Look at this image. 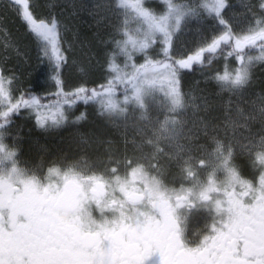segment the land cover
<instances>
[{"label": "trees", "instance_id": "16d2710c", "mask_svg": "<svg viewBox=\"0 0 264 264\" xmlns=\"http://www.w3.org/2000/svg\"><path fill=\"white\" fill-rule=\"evenodd\" d=\"M100 1L109 11L100 16L99 19L101 20L106 17L115 19L114 11L126 7L119 0ZM170 1L172 3L183 2V7L186 10L183 15L188 14L187 17L194 19L198 25L194 36L195 43L190 50L183 51L182 57H174L168 52L165 55V50L160 49V42H152L150 49H143L131 57V70L126 68V71L113 73L111 76L109 66L113 61L112 54L116 49V41L121 38L120 33H123L121 30L125 26V24L120 23L122 17L120 19L118 17V24L116 26L115 19L114 28H111L106 22L99 29L82 24L84 26L80 33L84 35L81 36L76 45V49L79 50V45L82 52V55L79 52L76 53L77 66L80 72L75 74L73 79L68 77L67 86L64 90L58 89L56 92H51V85L47 80L51 70L45 65L46 61L42 62L41 59L37 58L38 68L31 66L26 68L24 66V69L18 70L19 76L30 78L31 83L23 82V85L26 84L30 87L27 89L19 88L16 92L18 97L16 101L22 102L35 97L39 104L52 103L68 109V126L56 133L55 131L43 133L31 130L29 126L24 128L26 132L23 131V137L29 138L31 141L32 139L36 141L38 138L37 146L42 148V152L37 154L33 144L24 146L25 141L20 138L21 143H23L22 149L23 151L25 149L27 154L24 156L26 160L31 161V159L36 158L39 160L47 158L61 160L67 158L70 165H77L79 156L91 159L97 164L102 163L108 157L116 161L130 158L133 165L141 169H149L156 175H161L163 180L172 187L178 184L186 185L187 183L180 181L178 176L182 175L183 168H186L184 172L188 170L194 172L199 161L206 164L203 169L209 173L213 172L210 169L213 164L211 156L214 152L216 138L226 142L227 148L234 152L232 164L235 166L249 165L250 162L254 161L253 148H250L248 143V138L252 136L246 138L238 120H242V124L245 122L241 115L236 113V110L253 102L257 97L260 98L258 102H263L260 100L264 96V50H262L264 49V41L258 40L254 45H247L242 51L236 49L235 41L237 38L249 34L250 29H258L260 26H264V9L260 7L264 0H224L225 7L220 9L219 15L215 11L218 0H211V2L201 0L199 4L191 2V0ZM131 3L134 6L138 4L136 0H132ZM145 6L148 9L155 7V11L158 12L164 5L161 0H153L145 2V5L141 6L142 9ZM148 14L156 19L149 11ZM2 15L4 16H1V19L8 18V15ZM221 19L224 20L223 25L219 23ZM159 20L157 19V21ZM192 21L188 24L189 27H191ZM225 34H227L226 40L220 43L215 52L205 51L201 60L192 64L191 70L179 69L177 62L187 59L189 55H192V50L200 45L204 47L203 49H207L213 40H217ZM26 43H28L31 52L33 47L30 42ZM84 56L86 57L84 58ZM248 59H250V65L245 84L233 87L218 79L222 75L234 76L236 70ZM32 61L35 63L34 58L30 57L28 62L32 64ZM163 64L175 67L181 94H192L198 97L193 101L183 98L182 100L186 103L184 102L180 108L176 109H173L170 98L149 97L143 99L142 107L139 104L118 106L119 113L114 116H109L106 107L99 104L104 94L112 93L117 98L116 100H121V96L132 90L133 86L129 81L136 74L137 69H140L139 74H137V82L144 79L147 84L154 83L152 88L155 89L153 91L155 94L168 93L169 84L167 81L171 77L168 70L163 68ZM48 70H50L49 73ZM62 72L65 73V76H71L68 74H72V69L69 70L68 68ZM61 74L54 73V77L61 76ZM159 74L161 76H158ZM37 76L43 77V79L38 81ZM110 81L112 82V90L106 93L105 89ZM81 87L85 89L84 95L88 97L91 96L93 90L102 95L87 100L77 99L73 96L70 97L71 103L66 102L64 95H57V92H74ZM190 102L196 103L194 105L196 106L194 117L200 120L198 128L202 126L200 129H196L197 135H191L195 139L191 144L187 141L191 132L186 131L189 124L188 119L194 118L189 110L191 108ZM201 103L203 104L201 105ZM16 117L22 120L21 114L16 115ZM13 118V114L5 118L0 115V123H8ZM255 120L261 121L260 123L263 122L261 133H264V115L261 119L255 118ZM75 128H78L75 131L79 135L78 139L83 140V148H78L77 143L64 145L65 143L61 142L60 144L58 142L57 139L65 141L64 137L72 133ZM67 132L69 134H66ZM254 132L255 130H253ZM55 135L56 137H54ZM96 138L101 143H97ZM71 139L73 138H68V140ZM123 143H127V146ZM88 144H93L94 147L85 148V145ZM122 144L127 149L126 153L120 148ZM104 147H107L108 151L110 150L107 153L108 157L104 153ZM179 148L183 151L180 152ZM47 151L51 153L47 154ZM197 170L200 169L197 168Z\"/></svg>", "mask_w": 264, "mask_h": 264}, {"label": "snow or ice", "instance_id": "6c2138e0", "mask_svg": "<svg viewBox=\"0 0 264 264\" xmlns=\"http://www.w3.org/2000/svg\"><path fill=\"white\" fill-rule=\"evenodd\" d=\"M223 7L224 0H218L215 5L217 15ZM260 7L264 9V2ZM27 9L25 3L23 20L36 37L51 45L59 66L57 22L54 19L50 24L37 21ZM170 11L174 23L179 25L182 13L171 8ZM143 15L150 31L145 33L144 39L133 41V45L141 50L148 48L153 33L157 31L163 33L167 44L171 40L168 24L171 17L157 21L147 12ZM219 23L223 25L224 20ZM226 38L227 34L222 35L207 49L202 48L194 56L178 61L179 69L191 70L192 64L200 61L205 51L215 52ZM258 40L264 41V26L250 29L249 34L237 38L235 47L242 51ZM163 68L171 77L167 81L171 105L173 109L180 108L182 98L176 69L169 64H163ZM139 72L137 69L129 82L134 89L131 99L142 107L145 88L143 80L137 82ZM53 79L59 88V76ZM218 79L233 87L241 86L248 79V67L242 64L234 76L222 75ZM111 85L110 81L106 93L111 92ZM84 93L85 89L81 87L74 92H57V95H64L69 103L73 96L87 100L102 95L95 90L90 97ZM29 105L40 107L35 97L18 102L15 107ZM104 106L110 111L118 109L112 100ZM12 111L14 108L9 109V113ZM62 121L63 113H60V118L54 119L53 124ZM37 125L44 126L40 116H37ZM139 175L145 182L144 189H129L127 183H122L123 199H112L110 205L93 177L66 174L62 183L42 185L35 177H23L19 173L0 175V264H146L153 254H158L159 264H264V179L257 191L229 171L232 183H239L244 191L227 193L224 208L221 201L215 202L220 222L214 224L213 235L205 237L197 247H189L182 239L176 213L177 208L186 204V198L166 199L155 181ZM211 191L210 181L209 187L199 193V198L209 201ZM93 203L102 214L105 208H110L114 218L109 220L102 216L99 221L93 218L90 211Z\"/></svg>", "mask_w": 264, "mask_h": 264}, {"label": "rangeland", "instance_id": "374dc122", "mask_svg": "<svg viewBox=\"0 0 264 264\" xmlns=\"http://www.w3.org/2000/svg\"><path fill=\"white\" fill-rule=\"evenodd\" d=\"M136 1L138 2V4L135 6L134 4L130 3L129 0L128 3H126V7L124 9L121 8L119 10L114 11L116 26L118 24V17L119 19L120 17H122L120 23L125 24V26L121 30L123 31V33L122 34L120 33L121 38L119 41H116V49L112 54L113 61L111 63V66L113 67L109 66V69L111 70L109 73L111 74V76L113 73L116 74V73H120L121 71H126V68L128 70L132 69V65L130 62L131 57H133L136 53L141 51V49H139L138 46H134L132 42L144 39L145 33H148L150 31L148 21L145 19L143 15L144 12L148 13L149 11L153 16H155L156 18L155 20L164 17H171L168 21V24L170 25L169 31L171 35V40L166 44L163 37V33L157 31L153 33L152 40L149 41V46L148 48H146V50L151 48L152 42L159 41L160 49L162 48L165 50V48H167V52L169 54H172V56L182 57L183 51L190 50L195 43L194 36H195V30L198 27V25L197 22L194 21V19L187 17L188 14L186 16L183 15V12L186 11L185 8L183 7L184 5L183 2L178 1L172 3V1L170 0L169 1L161 0L164 6L162 9H160L157 12L155 11V7L149 9L146 6L144 9H142L141 7L142 5H145V2L153 1V0H136ZM207 1L211 2V0H207ZM191 2H197L196 4H199L201 0H191ZM25 3H27L28 5L27 10L31 12V14L36 20H44L46 23L49 24L52 22L53 19L57 22V31L59 32V34L57 33V41L60 50L59 55L61 57L59 66H57L56 55L52 53L53 51L51 52L52 50L51 45L36 37L35 34L30 31L26 21L24 20L22 21L23 19L22 13L24 11ZM170 8L178 11L179 13H182L179 25H176L174 23V17L171 16ZM108 12L109 11L107 10L106 7L102 5L100 0H0V115L4 116L3 114L7 112V109H9L10 105H15L16 100H14V98L16 97V92L18 91L19 88L29 87V85L26 84L23 85V82L31 83L30 78H26V77L22 78L21 76H19L18 70L24 69L25 67L30 68V66L32 68H38L37 66L38 63L36 62L37 58L41 59L42 62L44 61L49 62V65L53 68L55 67L56 69L60 68L61 66H64V70L68 68L69 70L72 69V74L69 73L68 75L71 76L68 77L69 78L71 77L70 79H73L74 75L80 72L77 66L78 62H77L76 53L79 52L82 55V52L80 51L81 47L79 45H78L79 50L76 49V45L78 44L81 36L84 35L80 33L83 30L82 27L86 24L89 27L93 26L94 28L97 27L96 29H99L102 26V24L106 22L109 24V26H111V28H114V23H115L114 18L108 19V17H106L103 20L99 19L100 16L105 15ZM2 14L8 15V18L1 19V16L2 17L4 16ZM191 21H192L190 25L191 27H189L188 24H190ZM29 35H32L33 37L32 36L31 37L34 38L35 40L30 38ZM189 36H191L192 38L190 39ZM26 42H30L31 46L33 47L31 49V52H30V47ZM200 48H204V47H202V45L196 47L194 50L191 51L192 55L194 56ZM30 57L34 58L35 63H33V61L32 64L28 62V59ZM85 57L86 56H84V58ZM249 60L250 59L246 60V62L244 63L247 65L248 69L250 65ZM158 76H161V74H159ZM112 78L114 80V77ZM42 79L43 77L41 78L40 76H37L38 81H41ZM142 80L144 81L142 86L145 88V92L142 99H146L151 95H157L153 92L155 90L152 88V85L154 83L147 84L146 80L144 79ZM157 81L158 80L156 79V82ZM133 90L134 89L132 88V90H129L128 93H125V96L120 97L122 98L121 100H116L117 98L112 93L105 94L104 96L107 98L103 96L104 98L103 97L101 98L102 100L100 101L99 104L101 106H104L109 100H112L119 107L137 105V103L131 99ZM163 95L168 97L167 93H163ZM188 95L190 96V98L193 99H196L198 97L192 94H188ZM159 96H161V94H159ZM126 97L128 99H126ZM259 99L260 98L257 97L256 99H254L253 102L248 103L246 106H243L242 108H237L236 110V113L241 115L242 119L245 122V124H242V120H238V123L241 125L242 129L244 130V134L246 138L251 136L254 137L255 134L259 133V131L261 133L262 131L263 122L260 123L261 121L255 120V118L261 119V117L264 115V96H262L260 100L263 102H258ZM202 104L203 103H201V105ZM190 105L192 109L196 107L194 106V104H190ZM26 110H27L25 112L26 115L28 114L33 115L34 113L35 115L34 118L36 119L35 126L43 131H55L56 133L58 130H60L62 126L64 128L69 123L68 118L65 115H63V121L60 124L58 125L53 124V120L59 119L60 114H58L54 119H49V116L45 117V112L48 110L45 106L37 108L35 105H33L27 107ZM106 110L109 116H114L119 113L118 110L110 111L107 108ZM192 114L194 117V114H196V112L193 111ZM37 116H40L43 119L44 121L43 127H39L37 125ZM195 118L196 117H194L192 120L190 119V122L186 129V131L188 130L191 132L187 138V141L190 142V144L192 143V141L195 140L192 138L191 135L198 134L196 129L198 128V124H200V120H197ZM12 124H16V120L13 121ZM257 126H259L258 129H256ZM260 126L262 127L260 128ZM201 127L202 126H200V128ZM76 130H78V128L72 130V133L70 134L69 132H67L66 134L69 135L64 137L65 141L57 139L58 142H60V144L61 142H63L65 143L64 145L69 143H77L76 146L78 148H83L82 147L84 146V144H82L83 140L78 139L79 135L75 132ZM253 130H255L254 133ZM23 136L24 135L21 134L18 137L21 138L22 141L23 140L25 141L24 146L33 144L32 146L33 148H35L34 151H36L37 154L42 152V148L37 146L39 142L38 138H36V141L34 139H32L31 141L29 140V138L26 139ZM54 137H56V135ZM68 138H73V139L68 140ZM90 138H92L91 135ZM95 140L97 141V143L100 142L99 139L97 138ZM215 143L218 144L215 146L214 154L212 155L213 160L215 161V165L219 168L221 166L228 165L227 171L234 172L233 169L229 166L230 164H228V159L230 157L229 152L226 153V151L223 150V148L226 145L220 139H216ZM123 144L127 146V143H123ZM123 144L120 148L124 153H126L127 149ZM132 145L134 144L132 143ZM86 147H94V145L88 144L85 145V148ZM256 148L258 151H257L256 163L254 166L258 165L257 162L260 160V157L264 152L263 145L260 146L257 145ZM259 148L262 150H259ZM104 150H105L104 153H106V156L108 157L107 153L110 150L108 151L107 147H104ZM178 150H180V148ZM182 151L183 149L180 150V152ZM49 153L51 152L47 151V154ZM6 156L7 155L5 153L0 152V157H6ZM109 160H110L109 157L105 159V161L107 162H109ZM51 163L52 160L50 159L48 161L49 166L47 172L51 173L52 175L58 174L59 179H61L62 174L71 175L73 172L72 170H65V169L62 170L60 167H58V164L51 165ZM197 166H199L197 168H199L202 171L197 170V168L194 170V172L198 174L193 176L191 180V183L197 184L196 186L197 191H194L193 194H191L193 199H200L199 193L205 189L206 178H204L203 175L206 172V170L203 169V163H198ZM185 169L186 168H183L182 169L183 171H181V173L184 172ZM217 170L216 172H221L220 169L218 171ZM259 170L261 172H264V168H260ZM110 171L111 173L118 174L120 178H124V179H120L117 178V176L116 177L113 176L115 178L114 179L115 181L119 179L120 182L127 184L130 183L133 186H135L136 184H141L143 188L145 182L142 179L141 175L139 174H142L144 177H147L149 181H155L157 183L159 180L156 179L153 173L152 174L150 173L149 169H140L133 165L127 166V168H125V164H122L121 168L115 165H111ZM191 174L192 171L188 170L186 172V176L183 177L182 179H185V181L188 182V178H191ZM188 187L189 186L184 187L185 189L184 188L181 189H184V191L189 190ZM178 190L180 189L174 188L172 191H170L169 197L177 196Z\"/></svg>", "mask_w": 264, "mask_h": 264}, {"label": "flooded vegetation", "instance_id": "af4514ba", "mask_svg": "<svg viewBox=\"0 0 264 264\" xmlns=\"http://www.w3.org/2000/svg\"><path fill=\"white\" fill-rule=\"evenodd\" d=\"M16 136L13 137L12 142H8L9 151L6 157H0V161L3 162V166L0 165V175L7 176L8 174H17L19 173L21 175L20 169L21 167L16 168L17 165H19L21 162H26L24 159L27 154L24 149L23 151V158L21 157V153L19 150V155L16 158ZM3 153V152H2ZM264 154V152H263ZM50 159V158H47ZM47 159H31L32 163L34 164H41L43 165ZM129 160V158H126L124 160L116 161L110 159L109 162H107L103 167L98 168L99 172H85L79 174L78 177L88 178L93 177L96 179V181L103 182L104 186L100 187V192L103 194V196L106 198L107 203L110 205L112 199L121 200L123 199V194L120 191L121 184L118 182H109L108 178L105 176H118L116 173H105V170L108 172L110 171L111 165H119L122 162H126ZM264 160V157L263 159ZM5 164V165H4ZM260 168H264V163ZM259 168V169H260ZM256 170V168L245 165L241 167H237L238 170H243L240 172L235 173L236 176L239 178V181H242L244 183L248 184L252 189L259 190L261 186V180L264 179V172H261L260 170ZM104 175V176H101ZM206 180H205V188L209 187V182L211 181L213 191L209 192L210 200L204 201L202 199H193L192 195L194 191H197L196 189L192 188L190 191H184V193L180 194L179 196L186 198V204L182 205L181 207L176 209L179 226L181 229V235L183 241L189 246V247H197L204 239L205 237L213 235V226L214 224H219L220 222V214L216 212V201H221V207H226V201L228 199L227 193L229 192H236L239 194L241 191H244L240 187L239 183H232L230 176L228 173H206ZM23 177H35L37 180L40 181L42 185H47L46 180L51 179V174H45V173H39L37 176L33 174H22ZM192 176H195V174H192ZM195 184H192L193 186ZM129 189L136 188V189H144L141 184H136L133 186L132 184H128ZM161 193V192H160ZM161 195H163L161 193ZM164 198H168L167 196L163 195ZM176 197H174L172 200H175ZM245 201L248 200L247 197L244 198ZM90 211L93 215V218L97 219L98 221L102 218L105 219H113V215L111 213L110 208H105L103 214L101 213V210L95 206L93 203L91 205ZM146 264H159V256L158 254H153L151 257L148 258L146 261Z\"/></svg>", "mask_w": 264, "mask_h": 264}]
</instances>
